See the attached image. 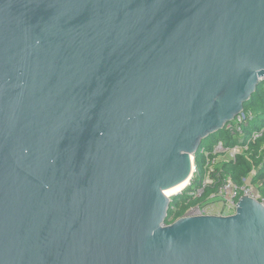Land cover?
Wrapping results in <instances>:
<instances>
[{"label":"water","instance_id":"95a60500","mask_svg":"<svg viewBox=\"0 0 264 264\" xmlns=\"http://www.w3.org/2000/svg\"><path fill=\"white\" fill-rule=\"evenodd\" d=\"M263 81L264 0H0V264H264L164 194Z\"/></svg>","mask_w":264,"mask_h":264},{"label":"trees","instance_id":"16d2710c","mask_svg":"<svg viewBox=\"0 0 264 264\" xmlns=\"http://www.w3.org/2000/svg\"><path fill=\"white\" fill-rule=\"evenodd\" d=\"M243 111H250L254 115L250 120L244 122L243 133L240 136H231L222 128L201 141L199 148L193 154L196 171L193 173L190 184L181 193L171 198L165 218L166 224L182 217L189 207L204 200L211 192L208 189L206 194L200 198L190 194L204 177L205 156L201 150L204 148L211 151L219 140H223L229 146L237 142L248 143V145L247 149L243 153L237 154L235 159L221 160V163L217 164L216 170H221L222 175L230 176L238 184L249 179V182L264 195V130L259 138L249 141L253 131L264 127V81L258 83L255 91L244 103ZM252 171L254 174L250 175Z\"/></svg>","mask_w":264,"mask_h":264},{"label":"built area","instance_id":"2783aa9c","mask_svg":"<svg viewBox=\"0 0 264 264\" xmlns=\"http://www.w3.org/2000/svg\"><path fill=\"white\" fill-rule=\"evenodd\" d=\"M253 115L254 114L250 111L244 112L242 110L236 117L227 122L223 128L231 136H240L243 133L244 122L250 120ZM263 130L264 127L253 131L250 135L249 141L259 138L262 135ZM247 145L248 143L242 144V142H237L234 145L229 146L226 145L223 140H219L213 146L211 151L204 148L201 150L205 156L204 177L190 194L196 198H200L206 194L208 189H210L211 192L208 193L204 200H200L195 205L189 207L183 216L202 214L228 215L229 213H224V209H227L228 211L233 210L234 212L237 202L244 195L259 202L264 207V195L260 193L255 185H252L249 182V179L238 184L230 176L222 175L221 170H216L220 156H222L225 161L235 159L237 154L243 153L247 149ZM195 171L196 168L194 165L192 176ZM253 174L254 171H252L250 175ZM189 184L190 181L188 185ZM217 204H219V206Z\"/></svg>","mask_w":264,"mask_h":264},{"label":"bare ground","instance_id":"6f19581e","mask_svg":"<svg viewBox=\"0 0 264 264\" xmlns=\"http://www.w3.org/2000/svg\"><path fill=\"white\" fill-rule=\"evenodd\" d=\"M188 182H189V178H187L184 181L170 187L169 189H166L164 191V194L167 197H170L171 195L176 194V193L180 192L181 190H183L185 188V186L188 184Z\"/></svg>","mask_w":264,"mask_h":264},{"label":"rangeland","instance_id":"374dc122","mask_svg":"<svg viewBox=\"0 0 264 264\" xmlns=\"http://www.w3.org/2000/svg\"><path fill=\"white\" fill-rule=\"evenodd\" d=\"M221 160H223V157L222 156H220V159H219V161H218V164H219V162L221 163ZM188 186V184L185 186V188ZM184 190V189H183ZM182 191V190H181ZM174 196V194L173 195H171L169 198H172ZM216 203H217V201H216ZM218 206H219V204H217ZM224 213L225 214H227V213H229V214H231V213H233V210H227V209H224Z\"/></svg>","mask_w":264,"mask_h":264}]
</instances>
